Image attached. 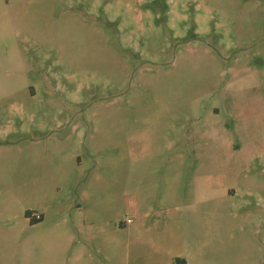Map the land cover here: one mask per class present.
Returning <instances> with one entry per match:
<instances>
[{"label":"rangeland","instance_id":"rangeland-1","mask_svg":"<svg viewBox=\"0 0 264 264\" xmlns=\"http://www.w3.org/2000/svg\"><path fill=\"white\" fill-rule=\"evenodd\" d=\"M0 264H264V0H0Z\"/></svg>","mask_w":264,"mask_h":264},{"label":"trees","instance_id":"trees-1","mask_svg":"<svg viewBox=\"0 0 264 264\" xmlns=\"http://www.w3.org/2000/svg\"><path fill=\"white\" fill-rule=\"evenodd\" d=\"M30 214H31L30 212H27V213H26V217H29ZM39 220H40V219H39ZM37 221H38V220H37ZM37 221H33V220H31V223L34 224V223H36ZM180 261H181L180 259H176V262H177V263H179Z\"/></svg>","mask_w":264,"mask_h":264},{"label":"built area","instance_id":"built-area-1","mask_svg":"<svg viewBox=\"0 0 264 264\" xmlns=\"http://www.w3.org/2000/svg\"><path fill=\"white\" fill-rule=\"evenodd\" d=\"M130 222H131V220H130Z\"/></svg>","mask_w":264,"mask_h":264}]
</instances>
